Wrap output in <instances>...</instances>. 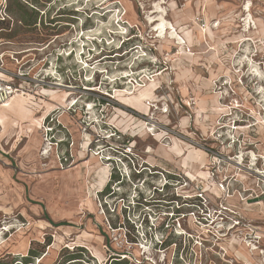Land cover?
Returning <instances> with one entry per match:
<instances>
[{"label":"rangeland","instance_id":"rangeland-1","mask_svg":"<svg viewBox=\"0 0 264 264\" xmlns=\"http://www.w3.org/2000/svg\"><path fill=\"white\" fill-rule=\"evenodd\" d=\"M155 10L173 26L180 45L155 37L149 19ZM0 78L16 88L14 94L21 91L0 106V264H168L162 255L167 258L173 246L158 251L157 240L178 244L183 238L158 227L159 215L151 218L153 232L139 227L136 245L126 244L120 229H108L98 192L109 180L103 156L110 143L121 146L128 139L139 162L153 165L160 140L170 142L161 154L173 150L180 157V140L190 145L183 136L195 133L218 152L214 159L200 149L194 155L203 165L193 180L212 203L219 200L211 193L220 181L230 195L264 187L253 173L264 171V0H0ZM126 87L147 91L144 102L116 95ZM65 91L76 103L64 121ZM111 131L116 134L108 137ZM43 143H50L47 155ZM238 153L241 166L228 160ZM89 154L103 170L88 173ZM177 160L169 161L171 171L182 174ZM154 175L133 179L135 187L144 191L141 179L147 183ZM133 195L127 183L107 202L113 207L123 196L128 204ZM219 197L224 201L225 192ZM217 219L211 216L200 228L183 222L192 238L184 233L185 262L171 264H249L246 249H230L229 238L217 245L206 231L214 232ZM111 220L116 227V217ZM201 232L204 242L197 245ZM121 252L130 259L116 261Z\"/></svg>","mask_w":264,"mask_h":264},{"label":"built area","instance_id":"built-area-1","mask_svg":"<svg viewBox=\"0 0 264 264\" xmlns=\"http://www.w3.org/2000/svg\"><path fill=\"white\" fill-rule=\"evenodd\" d=\"M14 90H16V88L13 87L12 84L0 78V105H3L11 98ZM232 129H234V127H232ZM115 134L116 131H113L108 137L114 136ZM117 135L119 136L121 134ZM217 137L220 138L221 134L217 133ZM183 138L191 146L205 152L208 159H214L215 156L218 155V152L215 151L213 146L205 143L204 139L196 137L195 133L194 136H183ZM229 142L231 145L235 143L232 138H229ZM219 144L222 145V141H220ZM109 146L108 156H103L104 161H106V166L110 170L109 180L107 182L108 190L105 193H102V191L98 192L100 196H98L99 207L102 209L103 214L110 218V220L105 218L108 229L111 231L115 229L123 231L122 235L126 244L136 245L138 242L139 227L147 233V229L153 232L152 230H154L156 226L151 221V218L153 214L156 216L159 215L160 220L157 224L158 227L168 229L173 235L182 237L183 241L177 244L175 241L168 242L160 239L157 240L155 249L160 251L173 246L172 253L169 254L167 258L166 254L162 255V261L166 259L168 260V264L173 263V261L175 263H180V261L185 262L187 250L183 248L186 247L184 233L190 238H192V236L190 232H185V230L181 228L183 222H188L194 225V227H199L198 225L204 226L206 225L205 223H210L211 219L209 221L208 218L213 216L218 218L215 223L214 232L209 230L212 227L206 229V231L211 233L213 237H216L217 241H221H216L217 245L225 241L224 239L226 238H229V241L236 240L239 244L246 247L251 257L255 255L258 256L260 264H264V220L260 223H255L253 220L242 215L237 207L226 204L220 198L218 202L212 203L201 182L199 180H193V178H188L185 173L181 174L180 172L168 171L144 161L139 162L137 154L135 153L136 151L131 141L128 139L126 143L121 146L112 143H110ZM239 153L234 155V157H228V160L237 166H241V163L244 161V157L242 154L239 155ZM213 163L214 162L210 161V164ZM260 171V175L262 176H259V174L257 176L261 178L258 177L264 185V171ZM146 172L149 175L155 174V177L152 178L151 176L147 183L145 180L141 179L142 184H145L144 191H142L140 188L135 187L136 182L134 183L133 179L142 177V174L144 175ZM213 176L214 175L211 173V178ZM112 177L115 178V181L111 184L110 179ZM154 178H157V180L162 179L164 181L163 184L159 186L154 184ZM127 183L134 186L135 195L129 198L131 201L128 204L123 203L124 197L121 196L118 198V204H113V207H111L107 201L116 198L119 189H124ZM115 184H118L116 186L117 188L112 191V187ZM217 186L219 190L225 192L226 196L230 194L229 189L223 185V181H220ZM238 195L241 201L246 200L250 196L255 198L264 196V187L258 189L257 193H254L253 190L242 188V190L238 192ZM142 212L144 214L141 216ZM137 214L136 223L131 217L135 218ZM140 216L142 218L139 219ZM113 217H116L118 221L116 227H114V223L111 220ZM212 222H214V220H212L211 223ZM176 227L181 228L183 232H177ZM142 236L147 238V234L145 233H143ZM201 236L202 232L197 236L196 240H194L195 244L201 245V242H204ZM220 248L224 252L223 248ZM118 255L120 258L130 259L128 255L122 252Z\"/></svg>","mask_w":264,"mask_h":264},{"label":"bare ground","instance_id":"bare-ground-1","mask_svg":"<svg viewBox=\"0 0 264 264\" xmlns=\"http://www.w3.org/2000/svg\"><path fill=\"white\" fill-rule=\"evenodd\" d=\"M156 9H160V7L159 6H157L156 5ZM156 14L155 15H153V16H149V19L151 20V25H153V31H155V33H157V35L155 36L156 38H158L159 40H163L164 42H168V40H171L172 42H174V43H176V44H178V45H180V42H177L176 41V31L174 30V31H170V29H173V26L169 23V22H167L165 19H164V16H163V13H162V11H160V12H158L157 10H155L154 11ZM247 24V23H246ZM168 34H169V36H168ZM240 63H242V61H240ZM240 63H239V65H240ZM243 68H244V66H243ZM254 69V65H250V68H249V70H253ZM161 73V72H160ZM124 75H127V76H130V72L129 73H127V72H124ZM254 75H256V77H258V75H257V73H255ZM154 81V80H153ZM55 85H58V86H60L61 85V83H59V82H55ZM155 87V86H154ZM66 88H71V87H68V86H66ZM149 88V87H148ZM153 88V87H152ZM131 88H124V89H117L116 90V95H118V96H125L128 100H130V101H133V102H139V103H141V102H144V100H145V97L148 95V93H147V91H141V90H138V91H134V90H130ZM146 89H147V87H146ZM66 90V89H65ZM17 90H14V92H13V94H12V96H11V98L6 102V103H4L3 105H0V106H8L9 105V101L13 98V95H20V89H19V92L17 93V94H14L15 92H16ZM63 92V91H62ZM71 92V91H70ZM52 94H55V93H52ZM69 93L67 92V91H65L64 93H63V95L61 96L62 98V100L64 101L63 102V106H61V110H60V113H59V117H62V119L65 121V119L64 118H67V116L69 115V113H68V107L71 105V106H73L76 102L74 101L75 99L74 98H70V96L68 95ZM259 94H261V92L259 93ZM60 97V96H59ZM149 97V96H148ZM150 100V99H149ZM125 101V100H124ZM132 102V103H133ZM146 103V102H145ZM55 104H58V103H55ZM90 104V103H89ZM122 104V103H121ZM127 105V104H126ZM133 105H134V103H133ZM136 105V104H135ZM138 105V104H137ZM51 106V105H50ZM55 105H53L52 107H54ZM138 106H140L141 107V105H138ZM138 106H137V108H138ZM7 108V107H6ZM92 106H88V112H91L92 113ZM131 108V107H130ZM133 108V107H132ZM136 108V107H135ZM1 109V108H0ZM10 109V108H9ZM139 110H140V108H138ZM2 110V109H1ZM0 110V111H1ZM12 110H14V109H12ZM18 110H19V108H18ZM6 112V111H5ZM15 112L16 113H20V112H18V111H16L15 110ZM138 112V111H137ZM226 112V111H225ZM144 113V112H143ZM150 113V112H149ZM1 114V113H0ZM6 114V113H5ZM46 114V113H45ZM68 114V115H67ZM7 115V114H6ZM5 115V116H6ZM14 115V114H13ZM151 115V114H150ZM8 116V115H7ZM10 116V115H9ZM8 116V117H9ZM16 116V115H15ZM17 116H19V115H17ZM148 117V116H147ZM60 119V118H59ZM61 119V121H63ZM4 119L2 118V116L0 117V122H2ZM96 120V119H95ZM66 123V122H65ZM73 123V122H72ZM155 125V124H154ZM145 126V125H144ZM148 126V125H147ZM34 128V127H33ZM37 128V127H36ZM147 130H149L148 128H146ZM239 129V128H238ZM151 130L153 131V127L151 128ZM241 130V129H240ZM244 130V129H243ZM33 131V130H32ZM37 131V130H36ZM33 133V132H32ZM78 135H79V133H78ZM77 135V136H78ZM89 135V134H88ZM173 138V137H172ZM45 140H47V139H45ZM172 141H174V139L172 140ZM37 140H36V138H33L32 139V141H31V143L33 144V145H36L37 143ZM43 147V155H47L48 154V152L51 150L50 149V143H46V144H44L43 143V145H42ZM170 146V142L169 143H165L163 140H160V151L162 152V153H165L166 152V148H168ZM42 150V149H41ZM178 150V149H177ZM177 153V152H176ZM94 154H96V153H94ZM94 154H89L90 155V157H91V159H92V164L90 165V166H88L87 168H88V173H91L92 171V169H94V168H99L101 165H103V162H101V161H97L96 159H95V157H94ZM250 161H251V163H250V165H253L254 163H255V160H256V154L255 153H253L252 151L250 152ZM46 157V156H45ZM90 162V161H89ZM100 169H101V167H100ZM100 169H98V170H100ZM248 169H251L250 167H247V170ZM101 170H103V168L101 169ZM94 171V170H93ZM105 171V170H104ZM103 172V171H102ZM101 172V173H102ZM241 172V171H240ZM96 173H100V172H96ZM104 173V172H103ZM253 173H256V175H258L259 174V176H262V175H260V171L258 170V169H256V170H253ZM105 175H107V174H104V178H105ZM240 175V174H239ZM238 175V176H239ZM246 175V174H245ZM101 176V175H100ZM248 176V175H247ZM249 176H251V175H249ZM107 177V176H106ZM106 179V178H105ZM254 179H256V177L254 178ZM257 180V179H256ZM204 232V231H203ZM235 242H237L236 240H235ZM2 243V241H1V239H0V244ZM228 244V243H227ZM236 244H239V243H236ZM240 246H242L244 249L246 248L244 245H242V244H240ZM237 247H238V245H237ZM235 248H236V245H235ZM208 249V248H207ZM223 249L224 250H226V252H227V247L225 246V245H223ZM210 250V249H209ZM236 250V249H235ZM231 251V250H230ZM224 253V252H223ZM228 253V252H227ZM245 254L246 255H249V256H251V254H250V252L246 249L245 250ZM148 255V254H147ZM227 254L226 253H224V257L226 256ZM225 259V258H224ZM238 259V258H237ZM255 261V260H254Z\"/></svg>","mask_w":264,"mask_h":264},{"label":"crops","instance_id":"crops-1","mask_svg":"<svg viewBox=\"0 0 264 264\" xmlns=\"http://www.w3.org/2000/svg\"><path fill=\"white\" fill-rule=\"evenodd\" d=\"M2 107H4V106H2ZM45 118L46 117H44V119ZM179 147L184 152V154L180 157H176V154L173 150L172 151L169 150L170 152L168 154H161L159 147H158V150L156 152H158L159 157H158V159H152V160H156V162H154L153 165L155 167L163 168V169H166L168 171H171L172 165H170L169 161H171V158L175 157V158H178L177 161H179V162L182 161L181 166L184 169L183 171L189 178H193L195 175L198 176L200 174L199 172H202L201 169H202V165H203L201 160L198 161V158L202 159V156L201 155H200V157L196 156V158H195L194 155H195V151L199 150V149L194 148L191 145L185 144L181 140L179 142ZM190 149H192V150H190ZM189 152H190V154L188 156ZM198 153H204L205 154V152H203L202 150H199ZM192 163L194 164L193 166L196 167L195 169H193V167L191 166ZM201 175L205 176L203 173ZM245 188H247V187H245ZM213 189L214 190H212L213 192L211 194H213L217 199H219L220 198L219 196L221 194V190H219L217 187H214ZM239 191L240 190H235V191H233V194L227 195L226 198L224 199V202L228 205H232V206L237 207L239 209V211H241L243 213V215L246 216L248 219L258 218V219L264 220V196H260V197H256V198L250 196L246 200L241 201L240 198L238 197ZM253 192L257 193L258 190H253ZM236 243H238V242H235V240H232L230 242V244H231L230 249H232L233 246L238 245L240 248H242L244 250V248L242 246H240V244H236ZM223 244L226 245V241H223ZM244 254H245V252H244ZM246 256L249 258L248 260H251L249 262V264H251V263L256 264L254 261V258H252L249 255H246ZM246 260H247V258H246Z\"/></svg>","mask_w":264,"mask_h":264},{"label":"trees","instance_id":"trees-1","mask_svg":"<svg viewBox=\"0 0 264 264\" xmlns=\"http://www.w3.org/2000/svg\"><path fill=\"white\" fill-rule=\"evenodd\" d=\"M107 190H108V185L104 187V189L102 190V193H105ZM116 257H117L116 261H127L126 258H120L118 254L116 255Z\"/></svg>","mask_w":264,"mask_h":264}]
</instances>
